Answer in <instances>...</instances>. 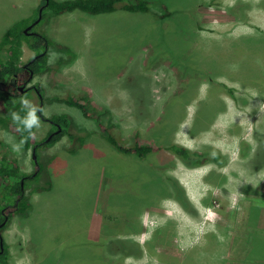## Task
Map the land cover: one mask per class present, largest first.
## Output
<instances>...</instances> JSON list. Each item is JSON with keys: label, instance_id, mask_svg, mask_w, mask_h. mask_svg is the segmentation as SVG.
I'll return each mask as SVG.
<instances>
[{"label": "rangeland", "instance_id": "374dc122", "mask_svg": "<svg viewBox=\"0 0 264 264\" xmlns=\"http://www.w3.org/2000/svg\"><path fill=\"white\" fill-rule=\"evenodd\" d=\"M40 1L0 0V37ZM149 1V12L45 8L29 29L51 41L48 69L29 83L41 92L22 91L14 104L35 109L38 141L55 130L45 118L56 114L67 115L71 135L35 160L0 122V152L26 174L39 171L27 214L3 231L11 264H264L237 248L247 237L249 256L256 245L264 252L251 229L257 221L264 230V0ZM33 54L23 43L21 61ZM57 95L96 112L120 145L137 135L162 148L146 158L122 153ZM171 143L197 154L216 148L226 162L188 167ZM169 175L191 210L173 197ZM116 238L141 253L124 256Z\"/></svg>", "mask_w": 264, "mask_h": 264}, {"label": "trees", "instance_id": "16d2710c", "mask_svg": "<svg viewBox=\"0 0 264 264\" xmlns=\"http://www.w3.org/2000/svg\"><path fill=\"white\" fill-rule=\"evenodd\" d=\"M45 4L46 0H41L32 16L22 17L13 21L0 37V108L4 111V116L0 117V122L7 127L8 131L22 140L25 149L31 147L35 154H37V150L41 147L50 146L66 133L69 134L66 128L69 123L67 115L63 113L56 114L44 118L49 122L51 121L52 125H59L61 130L47 140L46 138L50 130L42 140L38 141L36 139L35 126L33 125L31 128L26 126L27 120L25 118L30 114L29 108L14 104L17 94H21L17 86L31 81L35 74L42 73L48 69L47 47L51 41L44 33L24 32V29L38 16L39 8L42 7L41 19L44 16L45 8H49L55 14L81 10L82 12L94 15L115 11L118 8V4H120L119 8L128 12H149L151 8V1L149 0H48L47 4ZM23 43H26L28 48L34 52L32 57L25 62L21 61ZM34 87L38 92H41L40 87ZM28 89H25V91ZM55 99L77 107L84 116L94 119L102 135H105V138L122 153H131L138 158H146L152 156V154L162 148L159 145L142 143L137 135L130 146H122L119 144L116 136L107 130L103 121L97 117L96 112H91L78 99L72 96L59 95L55 96ZM6 113H9V115ZM165 148L177 154L188 167H196L208 162L223 165L226 162V159L216 148H211L204 152V154L191 153L187 148L176 143H171L165 146ZM38 175L39 171L37 167L31 174L24 173L20 168L17 157L11 151L4 149L0 152V240L3 241V251L0 252V264H11L9 261L8 245L3 236V231L14 215L27 214L31 204L26 195V189L29 182L37 179ZM167 179L173 188H177L180 193L178 195L174 192L173 197L176 201L184 209L191 210L184 190L178 180L170 175ZM112 242L117 244L116 250L124 256L131 254L138 256L141 253L139 251V244L127 238H116Z\"/></svg>", "mask_w": 264, "mask_h": 264}, {"label": "crops", "instance_id": "0c3cea01", "mask_svg": "<svg viewBox=\"0 0 264 264\" xmlns=\"http://www.w3.org/2000/svg\"><path fill=\"white\" fill-rule=\"evenodd\" d=\"M256 222L251 227V229H253V233L256 234V240H257V239H261L262 237H264V230H261L260 229L261 226H262V224H260L259 222L257 224ZM245 236H248V233H246ZM243 238H241V240H240L241 242L238 244V247L237 248L240 249V250H242V248H246L245 249V252L246 253L243 256L245 259H253V260H256L257 259V260H259V259L264 258V252L262 251V248H261L260 245H256V255L255 256H252V257L249 256L248 255V251L251 248V244H248L246 242L247 237H243Z\"/></svg>", "mask_w": 264, "mask_h": 264}, {"label": "clouds", "instance_id": "9594fccd", "mask_svg": "<svg viewBox=\"0 0 264 264\" xmlns=\"http://www.w3.org/2000/svg\"><path fill=\"white\" fill-rule=\"evenodd\" d=\"M23 104L25 106H27L29 104V102L27 100H24ZM33 125H37L38 126V120H37L36 115H35V109H32V111L29 114V119L26 121V126L28 128H31Z\"/></svg>", "mask_w": 264, "mask_h": 264}, {"label": "flooded vegetation", "instance_id": "af4514ba", "mask_svg": "<svg viewBox=\"0 0 264 264\" xmlns=\"http://www.w3.org/2000/svg\"><path fill=\"white\" fill-rule=\"evenodd\" d=\"M31 29V28H30ZM29 32H34V31H29ZM30 83V81H28V82H24L23 84H21V85H18L17 86V88L18 89H22V91H25V89H30V88H34L35 89V87H34V85H30L29 84ZM55 126H57V128L55 129V130H51L50 131V133H49V136L47 137V138H50L51 136H53L55 133H57L56 131L59 129V131L61 130V127L59 126V125H55ZM58 131V132H59ZM48 140V139H47Z\"/></svg>", "mask_w": 264, "mask_h": 264}, {"label": "water", "instance_id": "95a60500", "mask_svg": "<svg viewBox=\"0 0 264 264\" xmlns=\"http://www.w3.org/2000/svg\"><path fill=\"white\" fill-rule=\"evenodd\" d=\"M47 1L48 0H46V4H47ZM45 4V5H46ZM41 11H42V7H40L39 8V16H38V19L31 25V24H29L25 29H24V32L25 33H30L29 32V29L36 23V22H38L39 21V19L41 18ZM21 92H22V89L20 88L19 89ZM39 111V110H38ZM59 131V129L56 131V132H58ZM47 139H49V138H47ZM33 158L36 160V154L33 152ZM0 246H1V248H0V252H2L3 251V241L2 240H0Z\"/></svg>", "mask_w": 264, "mask_h": 264}]
</instances>
